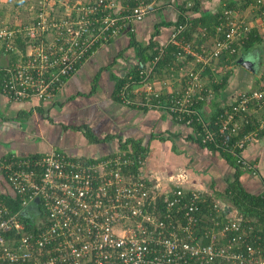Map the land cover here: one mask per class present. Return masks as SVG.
I'll use <instances>...</instances> for the list:
<instances>
[{
	"label": "built area",
	"instance_id": "2783aa9c",
	"mask_svg": "<svg viewBox=\"0 0 264 264\" xmlns=\"http://www.w3.org/2000/svg\"><path fill=\"white\" fill-rule=\"evenodd\" d=\"M159 6L182 20L169 26L149 61L137 63L134 76L123 75L116 98L123 105L167 110L185 125L197 122L199 130L192 136L201 144L255 173L242 150L264 129L263 80L259 88L224 98L214 121L192 106L208 101L206 80L231 68L229 57H238L249 31L263 32L262 20L255 23L236 8L223 9L208 33L204 27L192 29L188 14L180 10H188L192 0H77L67 2L59 16L45 15L38 7L13 31L0 26V41L17 32L23 46L13 48L12 61L0 54L1 94L12 102L54 101L99 46L132 30L128 23ZM163 60L158 72L156 65ZM163 74L164 79L157 78ZM22 156L0 161L8 195L17 203L12 205L16 209L9 208L0 198V264H264L258 230L244 224L250 219L174 184L184 178L182 172L165 176L149 171L139 152L115 150L91 160L55 149Z\"/></svg>",
	"mask_w": 264,
	"mask_h": 264
},
{
	"label": "crops",
	"instance_id": "0c3cea01",
	"mask_svg": "<svg viewBox=\"0 0 264 264\" xmlns=\"http://www.w3.org/2000/svg\"><path fill=\"white\" fill-rule=\"evenodd\" d=\"M226 1L233 4L227 6ZM255 1L200 0L199 11L214 13L218 18L223 9L236 8L247 15L252 13L250 16H255V12L258 15L259 10L260 14L264 11V0L258 4ZM199 11L192 17H198ZM176 19L172 9L159 6L146 14L141 21L128 23L132 30L125 29L106 44L99 46L66 80L54 101L34 100L33 103L40 109L38 112L32 107L30 114L17 116L20 110L27 112L33 103L12 102L0 92V157L9 153L42 154L55 149L87 159L114 152L117 147L124 152H131L129 146L122 148V145L129 140L137 141L141 151L147 155L144 164L146 169L165 176L182 172L184 178L179 182L172 181L174 184L181 186L185 191L199 192L204 201L214 200L228 204L219 195L223 193L228 182L233 180L236 172L230 159L217 151L198 145L196 140H189L192 129L183 125L181 120H174L169 111L123 105L115 96L116 83L121 81L126 72L135 70L139 63V57L134 54L135 47L128 44L129 35H133L142 47L149 40L163 41L168 35L169 26L173 25ZM168 22L170 24L166 26ZM197 26L199 27H190L194 29ZM262 48L264 40L260 39L247 50L244 49L242 61L250 64H247L248 67L237 64L244 70L241 79L231 76L237 66L235 64L229 72L224 73L222 86L216 92L220 101L236 90L246 89V77L249 72L256 75L261 67V70L264 69ZM145 51L150 54L148 49ZM236 60H240L239 56ZM254 64L257 69L253 68ZM228 77L230 80L227 84ZM239 82L242 85L238 86ZM208 104L199 105V111L207 116L213 112L212 103L209 106ZM242 155L252 161L255 173L239 168L240 186L251 194L263 193L264 134L248 142L242 150ZM172 179L174 180V177ZM161 185L167 183L161 181ZM0 191L9 193L1 173Z\"/></svg>",
	"mask_w": 264,
	"mask_h": 264
},
{
	"label": "trees",
	"instance_id": "16d2710c",
	"mask_svg": "<svg viewBox=\"0 0 264 264\" xmlns=\"http://www.w3.org/2000/svg\"><path fill=\"white\" fill-rule=\"evenodd\" d=\"M74 1H77V0H74ZM68 2H71V0L68 1ZM225 4L227 6H230L233 3L226 1ZM199 7H200V0H192V6L189 7L188 10H185L183 7H180V10L185 11L188 14V22H189L190 26H192V25H194V26L195 25H199V27L206 28L208 33H213L214 27L218 23V18L216 17V15L214 13L211 14V13H207L205 11H201L200 12L199 11ZM197 11H199V14L200 15L198 17H194L193 18L192 15L193 14H196ZM36 12H38V9H34V11L31 12V15L28 16L27 18H26V16H24V18H22L21 21H17L16 19H14L12 22L2 21L3 23L0 24V26H2V27L4 26L7 31H10V30L13 31L14 29L20 27V24L27 23V21L29 20V18L31 16H33ZM209 15H211L210 16L211 18H209ZM255 15H257L256 12H255ZM259 16L260 17L263 16L262 14H260V10H259ZM180 20H182V18H181L180 15H178L177 21H180ZM17 22H19V23H17ZM162 24H165V23L162 22ZM169 24H170V22H168L166 24V26H168ZM263 32L259 33L255 27L252 28L249 31L247 37L244 39V41L240 45L239 49L242 48L243 50L244 49L247 50L255 42L260 41L262 34L264 36V33ZM186 33H188V32H186ZM13 35H15V36L14 37H11V38H8L5 41H0V43H2V44H0V54H2V52L8 54V58L11 61L13 59H15V54H14V49L13 48H19V49L23 50V48H22L23 47L22 46V41L20 39V34L17 33V32H14ZM157 43H158L157 40H149L145 44V46L142 47L141 46V43L139 41H136L135 38L133 37V35H129V43L128 44L131 47H135V50H134L135 53L134 54L139 57L138 58V62L139 63L147 62V61H149V59H151L152 54H153V50H152L153 49V46H156ZM6 44H7L8 47H7V50L4 51L5 48H6ZM145 49H148V51H150V54L147 53L145 51ZM229 58H230V61H228L227 63L231 64L232 66H233V64H237L238 63L237 60L235 59V57H229ZM165 59L166 58H164V60ZM164 60L157 63L156 70L158 72H159V69H160L159 67H162V65L164 64ZM227 72H229V71H227ZM128 73L129 74H132V76H134L136 74V71L134 69H132V70H129L128 72H126L125 74H128ZM220 75H222V74H220ZM220 75H211L206 80L207 83L205 84V86H204L205 90H203V91H205V93H206L207 92L206 89L207 88H210L211 96L208 99V101H205V99H202L200 101H196L192 105L193 107H195V108H197L199 110V105H201L203 103L204 104L209 103L208 104V106H209L212 103L211 104V109H213V112L211 114H209V116H208L209 118H211L212 121H214V116L219 111H221V109H220V102H221L220 100L221 99L217 97L216 92L219 91L220 87L222 86V83H223V80H224V77L225 76H224V73H223L222 76H220ZM154 76L157 77V75H154ZM157 78L164 79L165 76L163 74L161 77H157ZM262 80H263V84H264V72L260 73V77H259V79H257L255 81L256 83H255V85H253V87H256L257 86L259 88V86H260L259 84L261 83ZM120 82L121 81L119 80L116 83L115 93H116V89H117V87H118V85H119ZM250 88L241 89V90H248ZM34 100H35L34 98H32V99H25L22 102H30V103H33ZM35 101H37V100H35ZM37 102H39V101H37ZM214 103H219V105H216L215 106ZM32 107H34V109H37V112H38V110H40L38 108V105L36 106V103H33L28 108V111L27 112H24V110H20L18 112V115L17 116L30 114L31 113L30 110H31ZM262 109H263V112L260 111V115H262V113L264 114V105H263ZM199 112H201V111H199ZM201 114L203 116H207L203 112H201ZM182 124L185 125L184 123H182ZM185 126H189L192 129L191 135L194 132H197V130H199V125L197 124V122H194V121H192L191 124L185 125ZM247 128L248 127L246 126L245 129H247ZM261 134H264V129H262V130L259 131V136ZM191 135L188 136L189 137V140H191V141L196 140L198 145H202V146H205V147H207L209 149L214 150V148H213L212 145H210V144H207V145L206 144H201L199 142L197 136H194L193 137ZM121 143H123V142H121ZM124 143H126V144L122 145V148H123V146L124 147L129 146L131 148V150H130L131 152H128L127 151V152H125L126 154L139 152V153H141L143 155L144 160L146 159V156H147L146 155V152L144 153L143 151H141L142 148L140 147V145H139V143L137 141L129 140V141H126ZM116 150H121V148L117 147ZM214 151H217V150H214ZM217 152H219V151H217ZM219 153L223 154L227 159H230L231 160L230 163H232L234 165L235 170H236V172L233 175L234 176L233 180L231 182H228V185L225 187L223 193H221L219 195V197L221 199H223L225 202H227L230 207L234 208L242 216L250 219V222H244V224L246 226L247 225H252L253 227L255 226V228L258 230L257 231V233L259 235L258 236L259 237L258 238V242L260 244V247H264V192L263 193H260V194H251L250 192H246L240 186V183L238 181V169L240 167L234 162L233 158L230 157V155H228L227 153H224V152H219ZM111 154H113V151L109 152L106 155H111ZM22 155H20L21 157H19L18 154L9 153V154H7L5 156H1L0 157V161L2 159H5L7 161L8 160H13V159L16 160V159L22 158L23 157ZM37 155L38 154H36V153H34V154H28L27 157H30V156L31 157H34V156H37ZM78 158H80V157H78ZM80 159H82V158H80ZM91 159L92 158H87V159H84V160H91ZM246 172H248V171H246ZM1 196L2 197H0V198H2L4 200V202L7 204V206L9 208L16 209L15 206H17V203L14 200V195H12V194L11 195H8V193L4 191V195L1 194ZM14 203H16V204L13 207L12 205Z\"/></svg>",
	"mask_w": 264,
	"mask_h": 264
},
{
	"label": "rangeland",
	"instance_id": "374dc122",
	"mask_svg": "<svg viewBox=\"0 0 264 264\" xmlns=\"http://www.w3.org/2000/svg\"><path fill=\"white\" fill-rule=\"evenodd\" d=\"M70 1V0H0V19L2 21L5 22H12L14 19H16L17 21H21L22 18H24V16H26V18L28 16L31 15V12L34 11V9H37L38 7H41L42 9H44V14L49 16L51 14H55L57 16H59L60 14H63V10H66V3ZM74 0H71V2H73ZM241 15H243V17H252V19H249L251 21L255 20V23L258 21H261L262 25L260 26V31H264V15L262 17L258 15H251L252 13H248V15L246 13L241 12ZM254 18V19H253ZM19 23V22H17ZM264 33V32H263ZM264 40V36L261 37V40ZM259 42V41H258ZM264 49V48H262ZM261 50V49H260ZM240 52H238L239 54V58L240 60H242V55L244 54V50L242 48L239 49ZM262 52V51H260ZM235 59H237V57H235ZM240 61H238L239 63ZM237 63V64H238ZM235 64V65H237ZM234 67V66H233ZM264 67V66H263ZM253 68L257 69V67H255V65L253 66ZM262 67L260 68V70L258 71L259 73H257L256 75H251L249 72L248 77H246V86H248L247 88H250L251 86L255 85V81L257 79H259L260 77V73L264 72V69L261 70ZM244 70H242V68H239V65L235 66L234 68V72L233 75L231 74V76H233V78L236 79H241L243 77V75L241 74ZM230 76V75H229ZM230 76V77H231ZM230 77H228L226 83L228 84ZM253 81V82H252ZM242 85V83H238V86ZM252 88V87H251ZM238 90H236L237 92ZM235 92V91H234ZM232 92V93H234Z\"/></svg>",
	"mask_w": 264,
	"mask_h": 264
},
{
	"label": "water",
	"instance_id": "95a60500",
	"mask_svg": "<svg viewBox=\"0 0 264 264\" xmlns=\"http://www.w3.org/2000/svg\"><path fill=\"white\" fill-rule=\"evenodd\" d=\"M240 62V64L241 65H243V66H245V67H248V65L247 64H250V63H247L246 61H242V60H239ZM37 199H35V201H36Z\"/></svg>",
	"mask_w": 264,
	"mask_h": 264
}]
</instances>
